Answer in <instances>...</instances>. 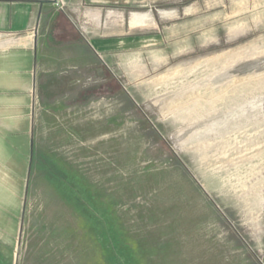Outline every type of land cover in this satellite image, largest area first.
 I'll return each mask as SVG.
<instances>
[{
	"label": "rangeland",
	"instance_id": "obj_1",
	"mask_svg": "<svg viewBox=\"0 0 264 264\" xmlns=\"http://www.w3.org/2000/svg\"><path fill=\"white\" fill-rule=\"evenodd\" d=\"M104 8L158 44L47 62L0 122V264H264V0Z\"/></svg>",
	"mask_w": 264,
	"mask_h": 264
},
{
	"label": "crops",
	"instance_id": "obj_2",
	"mask_svg": "<svg viewBox=\"0 0 264 264\" xmlns=\"http://www.w3.org/2000/svg\"><path fill=\"white\" fill-rule=\"evenodd\" d=\"M111 1L0 0V122L12 127V135L15 125L29 124L30 116L23 111L30 110L34 94L42 91L37 87L41 88L45 63H53L51 69L62 62L70 68L73 61L87 67L95 58L104 62L115 55L121 61L127 52L158 44L152 35L127 33L119 13L103 14ZM128 26L142 23L131 19ZM62 48H67L66 54L59 53ZM0 141L6 147V138ZM0 174V217H6L12 204L7 191L13 184L6 171Z\"/></svg>",
	"mask_w": 264,
	"mask_h": 264
}]
</instances>
